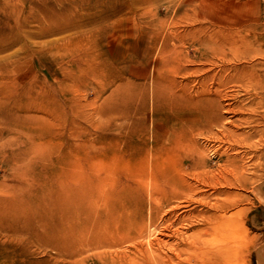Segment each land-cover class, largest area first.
I'll return each mask as SVG.
<instances>
[{
  "label": "rangeland",
  "instance_id": "1",
  "mask_svg": "<svg viewBox=\"0 0 264 264\" xmlns=\"http://www.w3.org/2000/svg\"><path fill=\"white\" fill-rule=\"evenodd\" d=\"M7 1L0 264H264V0Z\"/></svg>",
  "mask_w": 264,
  "mask_h": 264
},
{
  "label": "bare ground",
  "instance_id": "2",
  "mask_svg": "<svg viewBox=\"0 0 264 264\" xmlns=\"http://www.w3.org/2000/svg\"><path fill=\"white\" fill-rule=\"evenodd\" d=\"M7 3H9L7 0H1V2H0V12L2 13V18L9 15L8 9H7V7H8ZM201 28H203L202 25H199V24L193 25L192 24L191 27L189 28V31L195 32V31H199V29H201ZM227 34H228V36H227L228 41H226L225 37H223V42H222L223 45H226L227 42L232 43V45H235V47L236 46L242 47V46H246L248 44V42L246 41L248 39V35H247V33L244 34V32H242L241 30H236V32H228ZM237 47H236L235 51L238 49ZM237 58H238L237 60H243L244 62L238 63V64H236V63L230 64L228 68L231 71V74L229 76L239 77L240 75H243V73L245 74L246 71L248 70L249 66H248L247 62L249 61V56L246 53H242V54L237 55ZM225 67L227 68V66H225ZM225 67H224V69H226ZM257 77L259 78V80H258L259 87H260L261 91L264 92V79L261 78L259 75ZM257 95H258V93H257ZM262 96L263 95H261L260 97H262ZM64 179H66V178H64ZM72 187H74V186L72 185ZM74 200H75V194H73L72 191H68V192L61 191V193L59 195V210H60L59 212H62V213L71 212V211H69L70 205L73 203ZM65 202L69 206L67 209L65 206ZM155 231H156L155 227H152V228L150 227L148 234H147V237H150L151 235H153L155 233ZM148 242L151 244L150 239H148ZM94 244L97 247L101 246V244H99V243H97V244L94 243ZM127 252H124L122 254L117 253L115 255L112 254L113 255L112 256L111 254H108L106 251H102V252L98 253V257H99V261L102 263L104 261H107L108 257L116 256L118 258V261H120L121 264H128L129 262H132L131 264H134L133 259H135V257H137L138 259L140 258V260L142 262H145L146 260L149 259L147 250L143 245L138 246L137 250L136 251L134 250L133 251L134 253L133 252L131 253V254H133L132 257L129 256L130 255L129 252H131V251H129L128 254H127ZM138 254H139V256H138ZM205 255L206 256H205L204 264H222V260H224L223 258L226 259L227 248L223 249V250H218L216 247L215 248L213 247V248H210L209 250H207ZM110 259L112 260L113 258H110ZM111 260H110V262H111ZM129 260H131V261H129ZM114 263H116V262H113L110 264H114Z\"/></svg>",
  "mask_w": 264,
  "mask_h": 264
}]
</instances>
